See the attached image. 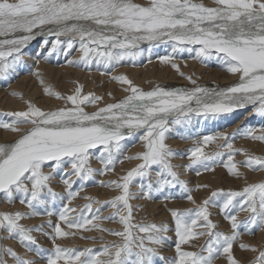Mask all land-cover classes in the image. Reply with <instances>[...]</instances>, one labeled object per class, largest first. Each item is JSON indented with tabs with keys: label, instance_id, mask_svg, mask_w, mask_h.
<instances>
[{
	"label": "snow or ice",
	"instance_id": "1",
	"mask_svg": "<svg viewBox=\"0 0 264 264\" xmlns=\"http://www.w3.org/2000/svg\"><path fill=\"white\" fill-rule=\"evenodd\" d=\"M213 2L215 7L194 0H148L147 4L135 0H0V36L14 37L0 39V79H7L15 71L22 62V47L37 33L45 34V30L46 35L56 38L52 42V51H65L67 55L78 45L80 58L68 61L77 67L83 65L87 68L95 64L109 68L123 61L134 62L143 55L141 44L147 42L149 45L171 46V55L159 57L164 63H170L178 53L188 52L194 53L192 58L202 63L215 57L227 66L230 73L239 74L238 83L223 89L196 85L188 76L186 79L195 85L191 89L157 86L149 91L135 86L126 76H117L113 79L128 85L124 91L130 94L120 102L107 104L94 112L86 111L84 105H94L101 97L91 93L82 96V89L77 88L73 95L65 98L46 87L47 94L66 99L72 106L44 111L29 102L26 111L8 114L13 118L10 122L0 121V128L20 134L11 143H0V193L8 203H13L19 194L20 203L31 210L29 213H0V231L8 234L7 237L0 236V241L16 239L27 252L39 256L44 250L32 233L50 236L53 250L46 257V264H157V261L161 264H214L220 256L226 257L227 264H241L233 253L241 227L232 212L234 199L240 197V210L250 212L248 219L242 222L245 230H264V182L247 185L241 192L225 194L220 209L231 224V235L215 231L217 225L210 219L212 197L220 193L213 192L196 208L170 209L177 237L176 256L172 259L160 255V248L169 239L166 233L170 229L166 224L131 223L130 199H151L155 192L179 186L182 190L180 197L165 196L164 199L183 198L196 203L191 195L193 189L180 179L181 173L171 163V159L178 155L165 142L171 126L190 124L194 117L216 118L249 106L254 115L264 119V0ZM62 36L72 38L62 41ZM75 37H79L78 41ZM44 43L47 44L48 40L45 39ZM43 58L48 59V56ZM171 66L179 71V65ZM22 125L30 127L25 129ZM255 131L249 126L231 134L205 135L189 150L191 163L182 167L213 171L226 155L228 164L224 166L230 174L239 176L237 165L232 163L233 157L246 154L247 159L241 162L243 166L264 170V157L234 148L232 143L237 136L264 142V134L256 135ZM138 132L145 150L125 159L141 163L122 177V183L100 182L101 186L120 189L122 194L103 203L84 197L89 203L73 219L69 218V213L76 209L67 204L58 213L59 221L65 222L70 229H86L93 220L116 221L118 218L124 225L123 231L100 230L119 236L122 243L106 244L99 250L62 247L56 243L57 239L75 233L64 231L60 223L53 225L49 221L53 231L46 233L43 225L26 227L19 222L32 216L55 214L49 210V205L59 196L50 186L55 175H61L66 199L70 203L95 174L104 175L114 170L117 163H122L120 154L125 150L122 142ZM218 140L224 141L219 147L227 152L206 154L203 146ZM93 157L102 168L91 167ZM66 165L71 166V171H65ZM45 167L49 169L47 172ZM152 171L155 172L154 183L150 179ZM73 176L76 180L72 179ZM135 177L142 181L149 178L146 184L141 183L142 195L139 197L129 191ZM77 182L80 184L78 189L74 188ZM197 187L207 188L208 185ZM94 203L101 207L93 209ZM41 207L45 211H38ZM103 207L116 211L101 217ZM124 209H127V215H121ZM92 226L99 228V225ZM196 228L203 231H194ZM202 236H207L208 240L199 251H186L181 247ZM240 247L258 252L252 264H264V250L252 245L242 244ZM6 257H11L14 264H36L35 260L0 243V264H8Z\"/></svg>",
	"mask_w": 264,
	"mask_h": 264
},
{
	"label": "rangeland",
	"instance_id": "2",
	"mask_svg": "<svg viewBox=\"0 0 264 264\" xmlns=\"http://www.w3.org/2000/svg\"><path fill=\"white\" fill-rule=\"evenodd\" d=\"M139 1V0H138ZM142 1L144 4H147L148 0H140ZM205 1V2H204ZM194 2H197V3H204L206 4V6L208 7H215V4H210V3H214L213 0H194ZM210 2V3H209ZM208 4V5H207ZM210 4V6H209ZM213 5V6H212ZM47 30H45L46 32ZM44 37V38H43ZM54 38V39H53ZM70 37L68 36H62L60 37V40H67L69 39ZM45 41V39L48 40V43L47 44H43V47L44 49L45 48H50L49 49V53L48 55L50 59L53 58L54 56V60L56 58L57 61H59V57L61 58H64V57H69L71 56L75 50L78 49V45H77V48L73 49V50H70V54H67L64 53L65 51H52V45L50 46V44L52 43V41H55V37L54 36H51V35H45V36H40L39 39H36L38 42L40 40H43ZM53 39V40H52ZM36 40H33L32 42H36ZM52 40V41H51ZM78 41V39H76ZM31 42V43H32ZM38 42L36 43L35 47H33L32 49V52H35L37 51L38 49ZM50 43V44H49ZM143 43L141 44V48L142 49H147L146 52H150L151 54H147L148 55V58H151L152 54H154L155 52H157L158 50L162 49V48H169V44H158V45H149V43ZM47 45V47H46ZM163 45V46H162ZM25 46V45H24ZM23 46V47H24ZM161 46V47H159ZM22 47V49H23ZM153 47L155 50H153ZM159 47V49H158ZM151 48V49H150ZM158 50H157V49ZM151 50V51H148V50ZM185 52H182V53H178L176 59H180V60H183L182 56ZM65 54V55H64ZM172 54V53H171ZM193 54V53H192ZM53 55V56H52ZM146 57V54L143 52V55L142 57ZM161 56V55H160ZM58 57V58H57ZM147 58V57H146ZM155 58V57H153ZM184 58H186V56H184ZM9 59V58H8ZM11 59V57H10ZM138 59H141V56L139 58H137L136 60L138 61ZM135 60V61H136ZM23 61H26L25 59L22 58V64L20 63L16 68L20 67L19 69L20 70H16L14 72H12L9 77L7 79H0V93L3 92V93H10V95H13V93H15V95L13 96H17L16 92H14V90H18V87L20 86V82L18 83V81H16L15 83H13V86H10L12 82H14L16 79L20 78V76H25L26 74H33L31 72H24L23 70L25 69L26 66V63L23 62ZM133 62V61H123L121 62V64H119L118 66H115V67H109L107 68V72H110L112 71V69H115V68H119L121 66H131L133 68L139 66V62L141 60H139L138 62ZM65 63V61H62V62H59L57 64H53V65H57V66H60V65H63ZM23 65V66H22ZM97 65L95 64H92L90 65L88 68L84 67L85 71H99L100 69H94ZM23 67V68H22ZM98 67H101V66H98ZM122 75V74H121ZM120 75V76H121ZM30 76L32 75H27L25 76V78H29ZM33 78V77H32ZM186 82V84H185ZM203 81L202 80H196V85H200ZM167 83V82H166ZM190 83V82H189ZM187 81H182L181 83L179 84H185V85H191V87H193L194 85L192 83L189 84ZM138 84H136L137 86ZM10 86V87H9ZM162 87V88H165L166 89V85L164 83H157V84H153L152 85V88L151 86H149L150 88L147 87V89H145L144 87L138 85V87L140 89H144L143 91H149V90H152L154 89L155 87ZM168 86V85H167ZM176 87H172V88H168V89H174ZM61 89L57 90L55 93H59L62 97L65 95L66 97L69 96L70 94H63L64 92H60ZM62 91V90H61ZM83 91V89H82ZM81 91V95H87L89 94L87 92L86 89H84V92L82 93ZM87 92V93H86ZM63 94V95H62ZM128 95L130 94L129 92L127 93ZM64 96V97H65ZM125 97L127 95H124ZM122 96L120 97L119 99L117 100H112V101H109V102H105L103 105L99 106L97 109L93 110V111H90V112H94L96 110H98L99 108H102V107H105L107 104H112V103H117V102H120L121 100H123L125 97ZM51 99L52 98H56L55 96L53 95H50ZM65 97V98H66ZM59 101H64V103L66 102V104L62 103L61 105L57 106V108L54 106L52 109L53 111L56 110V109H59V108H62V107H71L72 105L70 104V102H67V100H60ZM69 104V106H68ZM28 105V104H27ZM66 105V106H64ZM62 106V107H61ZM90 106L92 105H84L85 107V110L88 111V109L90 108ZM250 107V106H249ZM248 107V108H249ZM52 109H48L46 111H52ZM3 110L4 109H0V116L2 114L3 117L0 118V121H7V117L9 116L11 118V120L13 119L10 115H8L9 113L6 112V111H11V110H6L4 111L3 113ZM43 110V109H42ZM90 110V109H89ZM25 111V110H24ZM45 111V110H44ZM233 112H241L239 110H235ZM246 112V110L244 111ZM231 114V115H229ZM229 114H222L220 115V117H216V118H211L209 117L208 119H204V118H201V117H195L193 118L192 120V124H187V125H176L174 126L173 128H175L173 130L172 126L170 128V131L167 132L169 133V135L166 133V144L176 153H178V155L174 156L172 159H171V163L176 166V170L179 171L181 173L180 175V179L184 180L187 182L188 184V187L190 189H193V191L191 192V195L193 196V199L196 201L195 204L191 203L190 201L186 200V199H183V198H177V199H164L165 196H176V197H180L182 195V190L179 188V186H177L176 188H172V189H165L163 192H155L153 193V196L151 199H148V198H142V199H130L129 200V204L131 205L132 207V220H131V223L136 225V224H157V225H160V224H166L170 231L168 233H166V235L169 237V239L166 241V243L160 248V255L164 256V257H167L169 259H172V258H175L176 256V252H175V243H176V240H177V237L175 236V232H174V228H175V224H174V220L170 214V209H180V210H183V209H188V208H196L198 205L202 204V202L205 200V199H208L209 197L212 196V193L213 192H217V193H220L219 195L215 196V197H212V200L214 201V203L209 207V212L211 213V217L210 219L212 220V222L214 224L217 225V228L215 229V231H218V232H223V233H226L228 235H231L232 234V228H231V224L229 221H227L225 218H224V214L221 212V209H220V206L223 204L224 200L226 199V193H229V192H241L247 185H250V184H254V183H259V182H264V170H252V169H248V167L245 168V166L242 165V161H244L245 159H247V155L246 154H237L236 156L233 157V161L232 163H235L237 165V171L240 173L239 176H235V175H231L228 171V168L225 167L224 165L225 164H228V160H227V156L225 155V157L222 158V162L215 165L214 167V170L213 171H203L201 169H199L198 167H193V168H186V167H182L183 165L185 166L186 165H189L191 163V161H189L188 159V153H189V150L193 147H195L196 145H192L191 143L194 142V144L197 143V141L199 140H202V138L204 137V135H216L218 133H227V134H231L233 133L234 131H236L237 129H241L242 128H245V127H252L256 130L255 134L256 135H260L261 134H264L261 129L262 126L264 127V120L260 119V117L258 118V116H255L254 113L252 112V116H251V119L253 120V123L252 120L250 119L248 121L247 119V122H246V119L242 120L241 123H236L238 118H235L236 116H232L233 113H229ZM241 113H239V116H242ZM231 116V119L230 117ZM255 116V117H254ZM228 119H224V118H227ZM235 119H234V118ZM253 117V118H252ZM221 118L223 120H221ZM199 121H197V120ZM213 119L215 121H213ZM219 119V122H225L226 121H229V124H230V127H228V125L226 126H223V127H220L222 126L221 123L217 122ZM260 119V120H258ZM196 120V121H195ZM234 120V121H233ZM262 120V122H261ZM204 123H203V122ZM208 121V123H206ZM10 122V121H9ZM202 122V123H201ZM213 122V124H212ZM214 122H217L218 123V126H217V123H214ZM195 123V124H194ZM197 123V124H196ZM201 123V126H203L202 128L199 127V124ZM212 124V127L209 126V124ZM225 123H228V122H225ZM252 123V124H251ZM257 123V124H256ZM215 124V125H214ZM246 124H248L246 126ZM258 124H261V125H258ZM198 125V126H197ZM214 125V126H213ZM240 125V126H239ZM245 127H244V126ZM254 125V126H253ZM258 125V127L256 126ZM23 126H30V125H23ZM187 126V127H186ZM191 126V130H192V127L193 129L195 130H192V134H190V129L188 127ZM195 126V127H194ZM208 126V127H207ZM243 126V127H242ZM178 127V128H177ZM197 127H199L197 129ZM208 130H207V128ZM214 127V128H213ZM177 128V129H176ZM204 128V129H203ZM3 130V128H0ZM188 129V130H187ZM211 129V131H210ZM214 129V130H213ZM179 133H177L176 131ZM184 130V132H183ZM173 132V133H172ZM183 132V133H182ZM189 132V133H188ZM198 132V133H197ZM258 132V133H257ZM260 132V133H259ZM171 133V134H170ZM182 133V134H180ZM186 133V135H185ZM205 133V134H204ZM209 133V134H208ZM198 134V135H197ZM203 136H202V135ZM136 135L138 137H136ZM136 135L132 136V137H126L125 140L122 142L124 145H125V150L122 154H120V160H122V163H117L114 167V170L112 171H108V172H105L104 175H100V174H95L89 181H87L83 187V190L79 191V194L78 196L75 198V201L73 199V201H71L70 203L68 202V200L66 199V196H67V192H66V189H65V186L63 185L62 181H61V175L60 174H57L55 175V177L53 178V180L50 182V186L52 187V189L59 193V196L55 199V201L53 203H51L49 205V210L53 211L55 214L52 215V216H48V215H37V216H32L30 219H22L21 221H19L21 224L25 225L26 227H33V226H37V225H43L44 226V232L46 233H52L53 229L51 227H49V221H51V223L53 225H55L56 223H60L61 225V228L66 231V232H69V233H75V235H69L68 237L66 238H59L57 239L56 243L60 244L62 247H67V248H76V249H84V248H91V249H95V250H99L101 249L104 245L106 244H111V243H122V240L119 236H115V235H110L107 231H101L100 229H111L113 231H123L124 230V225L121 224L119 222V219L117 218L116 221H110V220H107V219H99V220H93L92 221V225H99V228H95L93 227L92 225H88L86 226V229H70L66 226L65 222L63 221H59L58 219V213L62 210L63 206L65 204L68 205L69 208H74L76 209L75 212H71L69 213V218L70 219H73L75 218L80 210L83 208L84 205H86L87 203H89V200H86L84 199V197H90V198H94L95 200H99L101 203L103 202H106V201H110L112 199H114L115 197L121 195V190L118 189V188H115L114 186H101V181L107 183L109 181H118V182H123L122 181V177L125 176L127 174L128 171H130L132 168L136 167L137 164L141 163V161H137V164L134 163L133 165L131 166H126L125 167V164H127L128 162H130L131 160H128V159H125V157H128V156H134L136 155L137 153H141L143 150H145L144 148V145H143V150L140 149V150H136L134 151V153L132 152L131 153V148L132 147H135L137 144H139V141L135 140V138H138L139 139V135H141V133H137ZM176 135H178L179 137H176ZM189 135V137H191L190 139H183L182 137H187ZM195 136V138L193 136ZM169 136V138L167 137ZM181 137V138H180ZM174 138V139H173ZM194 138V139H193ZM16 139H18L17 137L16 138H13V140H11V142L15 141ZM132 139L133 140V143L132 141L130 140ZM172 139V140H171ZM240 139V140H238ZM127 140V142H126ZM129 140L130 142L133 144H130V147H129ZM192 140V141H191ZM251 139H248V138H242L241 136H237L233 141L232 143L233 144V147L234 148H242L246 151V153H249V154H253V155H256V156H261V157H264V151H261L259 148H257L256 146H252V143L254 144L255 143H260L261 141H255V140H251ZM173 143H172V142ZM181 142V143H188L189 147H187L188 145H182V146H179L178 144L174 143V142ZM246 141V142H245ZM129 142V143H128ZM191 142V143H190ZM196 142V143H195ZM0 143H9V141L7 142H4L2 140H0ZM135 144V145H134ZM224 144V141L223 140H218V141H215L213 143H210L206 146H203L205 148H203L204 152L206 154H212L216 151H223V152H227V149H224V148H220L219 145H222ZM261 144H264V142H261ZM128 145V146H127ZM192 145V146H191ZM215 145V147H214ZM217 145V146H216ZM246 145V146H245ZM251 145V146H250ZM253 147V148H252ZM186 149L187 152H185L184 150ZM220 149V150H219ZM181 150V151H180ZM254 150V151H253ZM259 151V152H258ZM93 152H98V150H93ZM130 153V154H129ZM242 155V156H241ZM180 160H186L185 163L184 162H181L179 160H175L176 158H178ZM127 161V162H126ZM98 166H96L95 165ZM123 164V165H122ZM177 164H182V165H177ZM240 164V165H239ZM119 166V167H118ZM242 166V167H240ZM91 167L94 168V169H100L102 168L103 166L99 163V161L95 159V157H93L91 159ZM122 168L123 167V172L121 171L120 172V169L119 168ZM131 169H130V168ZM181 167L182 170L179 168ZM239 167V168H238ZM130 170H129V169ZM243 168V169H242ZM118 169V170H117ZM187 169V170H186ZM45 172H47L49 169L47 167H45ZM71 171V166L70 165H66L65 167V171ZM189 171H193V172H188ZM217 170H220L221 173L219 175V177L217 176V179L216 180V184L215 187L213 185V183H210V182H206L205 179H199L198 177H201L203 175H205V173L207 174H214L217 172ZM244 170H245V173H244ZM252 172H251V171ZM118 171V173H117ZM125 171V172H124ZM183 171H187L188 173H184ZM197 171H200V174L197 175ZM247 171V172H246ZM254 171H255V175H254ZM116 172V173H115ZM202 172V173H201ZM228 172V173H227ZM263 172V173H260ZM115 173V174H114ZM251 173V174H250ZM191 174V175H190ZM193 174V175H192ZM257 174V176H256ZM261 176H260V175ZM117 175V176H116ZM222 175V176H221ZM227 175V176H226ZM250 175V177H249ZM259 175V177H258ZM226 176V177H225ZM255 176V177H254ZM196 177V178H195ZM223 177V178H222ZM237 177H240V178H237ZM253 177V178H252ZM257 177V178H256ZM194 178V179H193ZM204 178V177H202ZM222 178V179H220ZM230 180H229V179ZM252 180H251V179ZM262 178V180L260 179ZM73 180H76V177L73 176L72 177ZM148 179L149 178H145L143 181L141 180V178L139 177H135L133 178L132 182L130 183L129 185V191L130 193H132L134 196H141L142 193H141V183H147L148 182ZM150 179L152 180V182L154 183L155 181V172L152 171L151 172V175H150ZM256 179V180H254ZM237 180V181H236ZM239 180V181H238ZM254 180V181H253ZM258 180H261V181H258ZM194 183H193V182ZM231 181V182H230ZM251 181V182H250ZM133 183V184H132ZM191 183H193L191 185ZM210 183V184H208ZM54 184V185H53ZM208 185L207 188H199L197 189L198 185ZM53 185V186H52ZM210 185V186H209ZM80 186L79 182H77L76 185H74V188L78 189ZM137 186V187H136ZM214 188H213V187ZM58 187V188H57ZM139 187V188H138ZM95 188V191H93ZM93 189V190H91ZM113 189H115L117 192H115ZM138 189L139 190V193H138ZM201 189V191H200ZM96 190H98V193L96 192ZM136 190V191H135ZM204 190V191H203ZM206 190V191H205ZM91 191V192H90ZM105 191H106V194H105ZM114 191V192H113ZM195 191V192H194ZM93 192V193H92ZM100 192H104L105 194V197L106 195H108L106 198H102V196L100 194ZM202 192V193H200ZM203 192L205 193H208V194H203ZM113 195H112V194ZM135 193V194H134ZM138 195H137V194ZM102 194V195H104ZM81 195V196H80ZM83 196V197H82ZM80 197V198H78ZM104 197V196H103ZM77 199V200H76ZM201 199V200H200ZM132 200V201H131ZM199 200V201H198ZM134 201V202H133ZM140 201V202H139ZM139 202V203H138ZM180 202V203H178ZM190 202V203H188ZM155 203V204H154ZM158 203V204H157ZM160 203V204H159ZM178 203V204H177ZM240 203H241V198L240 197H236L234 199V205H235V208L232 209V212L233 214H236L237 216V221L238 222H241V227L239 228V232H240V236L239 238L237 239L236 243H237V248H234L235 244L234 243V246H233V253L235 255V257L241 262V264H252V262L255 260L256 256L258 255V252H250L248 250H243L240 246L242 244L244 245H256L254 243H252L251 241L248 242L251 238V236L253 235H257V233L260 232L259 228H254L251 232L245 230V228L243 227V223L244 221H246L250 215V212L249 211H243V210H240ZM16 204V205H15ZM149 204V205H148ZM15 208H14V206ZM156 205V206H155ZM2 206V212H1V209H0V213H4V212H9V213H15V212H24V213H29L31 210L25 205V204H21L20 203V197H19V194H16L15 196V200L13 203H8L6 201V199L4 198V195L2 193H0V207ZM20 206V207H19ZM153 206V207H152ZM13 207V208H12ZM17 207V208H16ZM93 209H96V208H99L101 207L100 204H93L92 205ZM11 208V209H10ZM163 208V209H161ZM161 209V210H160ZM21 210V211H20ZM159 210V211H158ZM38 211L40 212H43L45 211V209L43 207L39 208ZM115 209L114 208H111V207H103L101 212H100V216L101 217H107L109 215H112L113 213H115ZM123 211H125L123 213ZM121 212V215H127V209L123 210ZM123 213V214H122ZM165 213V214H164ZM86 215H90V214H87ZM164 216V217H163ZM51 217V218H50ZM46 221H45V220ZM51 219V220H50ZM28 220V221H27ZM30 220V221H29ZM34 220V221H33ZM41 220V221H39ZM43 220V221H42ZM33 221V222H31ZM39 221V222H38ZM119 223V225H118ZM225 223V224H224ZM90 229V230H88ZM136 230H134V233H135ZM194 231H203V229L201 228H196L194 229ZM256 231V232H255ZM5 233V234H4ZM2 234H4L3 236L4 237H7V233L2 231ZM33 236L36 237L39 245L41 246V248L44 250L41 255H36L35 253H29L26 251V249L24 247H22L20 245V243L18 242V240L16 239H7L4 243V246L6 247H11L15 250L16 248V252L22 256H26V258L28 259H33L36 261L37 264H46V257L48 255L51 254L52 250H53V243H52V240L50 238V236H47V235H44L42 234L41 232H33L32 233ZM140 235H144L143 233H140ZM244 236V238L246 237L247 239L244 241H241L240 243L238 242L242 237ZM82 237H90L88 239L86 238H82ZM10 240V241H9ZM68 242H67V241ZM208 240V237L207 236H202V237H196V238H193L190 240V242L188 244H184L182 245L181 247L183 248V250H186V251H199L200 247L202 245H204V243ZM14 241V243H13ZM16 241V242H15ZM65 241V242H64ZM7 242H10V243H13L12 245H10L9 243ZM64 242V243H63ZM67 242V243H66ZM107 242V243H106ZM19 243V244H18ZM66 243V244H65ZM264 243V241L262 242ZM8 244V245H7ZM14 245V246H13ZM19 247H17V246ZM16 246V247H15ZM262 246V247H261ZM261 246H259V249L260 250H264V244H262ZM15 247V248H14ZM254 247H257L258 249V245L257 246H254ZM19 251H18V250ZM241 249V250H240ZM22 250V251H21ZM236 250V251H235ZM21 251V252H20ZM235 251V252H234ZM238 252V253H237ZM242 253V254H241ZM251 253L250 256H248L249 254ZM254 253V254H253ZM247 256H246V255ZM253 254V255H252ZM246 256V257H245ZM252 256V257H251ZM223 256H220L217 260H215L214 264H227V260L226 262H223L221 261L220 259L222 258ZM245 257V258H244ZM101 259H103V257H101ZM7 260H8V264H14V261L11 259V257H7ZM221 261V262H220ZM157 264H161L160 261H157Z\"/></svg>",
	"mask_w": 264,
	"mask_h": 264
},
{
	"label": "bare ground",
	"instance_id": "3",
	"mask_svg": "<svg viewBox=\"0 0 264 264\" xmlns=\"http://www.w3.org/2000/svg\"><path fill=\"white\" fill-rule=\"evenodd\" d=\"M200 1V0H199ZM209 1V0H208ZM135 2L137 3H141V4H144L142 1H138V0H135ZM205 2V1H204ZM210 3V2H209ZM210 4H214V3H210ZM209 4V6H210ZM206 5V4H205ZM208 5V4H207ZM213 6V5H212ZM47 32V31H46ZM46 32L45 34H40V33H37L36 35H34L33 39H31L24 47L23 49H21V53H22V58L25 59L26 61H23L26 63V66L25 69L23 70L24 72H31L33 74H26L25 76L27 75H32L30 76L29 78H25V76H20V78L16 79L14 82L11 83L10 86H13V83H15L16 81H18V83L20 82V86L18 87V90H14V92H16L17 96H13V95H10V93H3L1 92L0 93V109H4L3 110V113L4 111L6 110H11V111H6L8 112L9 114L10 113H14V112H18V111H26L27 110V107H28V103L31 102L33 105H35L36 107H39L43 110H48V109H52L54 106L57 108V106L61 105L62 103H64V101H59L58 98H52L50 97L49 94L46 93L45 91V88H49L52 90V92H56L57 90L61 89L60 92H64L63 94H70V95H73L76 91L77 88H81L83 89L82 93L84 92V89L87 90L88 93H91L97 97H101L102 99L100 100H97L95 102L94 105L90 106V110L88 109V112L90 111H93L95 109H97L99 106L103 105L105 102H109V101H112V100H117L119 99L120 97L124 96V95H128L127 93L128 92H125L124 89L126 87H128V85H125V84H122L120 83L119 81L113 79L114 77H117V76H126L128 79H130L133 84L136 86V84L144 87L145 89L150 88L149 86H151L152 88V85L153 84H157V83H164L166 85V89L168 88H172V87H176V88H188V89H191L193 87H195V85L193 87H191V85H183V84H179L181 83L182 81H187L188 83L190 82L188 79H186V77L188 76H191L193 80H202L203 82L200 84V86H204V87H208V88H228V87H231L233 85H235L236 83H238V79H239V74H233V73H230L228 70H227V66L222 64L218 59H216L215 57H213L212 59L202 63L200 62L198 59H193L192 56H194V53L193 54H189L188 52H185L182 56L183 60H180V59H176V57L174 59L171 60L170 63H164L162 62L159 57H162V56H165V55H171V46L169 48H162L160 50L159 46L158 47V51L155 52L154 54H152L151 58H148V55L147 54H151L150 52H146L147 49L144 50V53L146 54V57H142L141 56V59H138L141 60L139 63V66L133 68L131 66H121L119 68H115V69H112V71L110 72H107V68H104L103 66L101 67H98L96 66L94 69H100L99 71H85L84 69V66L81 65L79 67L77 66H73V65H70L68 63V61L70 60H78L81 56V52L77 49L74 51V53L69 56V57H64V58H61L59 57V61L53 59H50L48 55V53L50 52L49 49L50 48H45L43 47V44H44V39L43 40H40L39 42L36 40V39H39L40 36H45L46 35ZM47 36V35H46ZM70 37V36H68ZM5 38H9V39H12L14 38L12 35H9L8 37H3V36H0V39H5ZM44 38V37H43ZM72 38V37H70ZM54 39V38H53ZM52 39V40H53ZM75 39H79V37H75ZM33 40H36V42H32ZM51 40V41H52ZM63 41V40H62ZM32 42V43H31ZM38 42V49L37 51L35 52H32V49L33 47H35L36 43ZM54 42V41H52ZM145 43V42H144ZM50 44V43H49ZM143 44V43H142ZM147 44V43H146ZM52 45V43L50 44V46ZM166 45V44H164ZM163 46V45H162ZM5 47V50H7V46H4ZM47 47V45H46ZM77 48V47H76ZM151 49V48H150ZM51 50V49H50ZM153 50L154 47H153ZM149 51V50H148ZM151 51V50H150ZM65 53V52H64ZM65 55V54H64ZM161 55V56H160ZM44 56H48V59H44L43 57ZM177 56V54H176ZM184 56H186V58H184ZM155 57V58H153ZM179 57V56H177ZM58 58V57H57ZM10 59V57H9ZM62 61H65V63L63 65H60V66H57V65H53V64H57L59 62H62ZM137 61V60H136ZM135 61V62H136ZM137 61V62H138ZM22 64V62H21ZM172 64H177L179 65V71H177L176 69H174L171 65ZM23 66V65H22ZM20 67L16 68V70H20L19 69ZM23 68V67H22ZM88 68V67H87ZM183 73L184 75L182 76L180 73ZM37 73H39V75H37ZM33 77V78H32ZM2 81V79H1ZM43 81V83L41 82ZM167 82V83H166ZM191 83V82H190ZM189 83V84H190ZM137 85V86H138ZM168 85V86H167ZM198 85V84H197ZM9 86V87H10ZM174 88V89H176ZM144 90V89H143ZM86 92V93H87ZM62 94V95H63ZM65 96V95H64ZM63 96V97H64ZM66 97V96H65ZM125 97V96H124ZM62 100V99H60ZM66 100V99H64ZM68 102V101H67ZM66 104V102L64 103ZM63 105V104H62ZM66 106V105H64ZM69 106V104H68ZM60 107V106H59ZM62 107V106H61ZM57 110V109H56ZM239 111L242 112V116H239V113L241 112H232V116H236L235 118H238L237 122L236 123H241L242 120L246 119V122H247V119L248 121L251 119V114L253 112L252 108L249 107V108H245V109H238ZM246 110V112H244ZM53 111V109H52ZM87 111V110H86ZM231 115V114H229ZM256 116V115H255ZM254 116V117H255ZM3 117L2 114L0 116V118ZM220 117V116H219ZM230 119H231V116H229ZM195 118V117H194ZM234 118V117H233ZM234 118V119H235ZM253 118V117H252ZM259 118V117H258ZM208 119V118H207ZM224 119H228L227 118H224ZM261 119V118H260ZM258 119V120H260ZM197 120V119H196ZM195 120V121H196ZM209 120V119H208ZM221 120H223L221 118ZM252 120V119H251ZM264 120V119H262ZM261 120V122H262ZM7 121H11V118L8 116L7 117ZM194 121V120H193ZM199 121V120H197ZM210 121V120H209ZM213 121H215L213 119ZM234 121V120H233ZM203 122V121H202ZM201 122V123H202ZM219 122V119L218 121ZM217 122H214V123H217ZM225 122H228V123H225ZM225 122L221 121L219 123L222 124V126L220 127H223V126H226L228 125V127H230V124H229V121H226ZM250 122V121H249ZM253 122V120H252ZM193 123V122H192ZM191 123V124H192ZM201 123L199 124V127H203L201 126ZM204 123V122H203ZM208 123V121L206 122ZM255 123V122H253ZM195 124V123H194ZM197 124V123H196ZM213 124V122H212ZM212 124L210 123L209 126L212 127ZM252 124V123H251ZM257 124V123H256ZM215 125V124H214ZM213 125V126H214ZM248 124H246L247 126ZM258 125H261V124H258ZM258 125L256 127H258ZM264 125V124H263ZM182 126V125H181ZM198 126V125H197ZM217 126H218V123H217ZM218 126V127H219ZM240 126V125H239ZM244 126V125H243ZM242 126V127H243ZM254 126V125H253ZM23 128H28L30 126H21ZM174 126H172L173 128ZM187 127V126H186ZM195 127V126H194ZM197 127V129L199 128ZM205 127V126H204ZM208 127V126H207ZM206 127V128H207ZM245 127V126H244ZM252 127V125H251ZM178 128V127H177ZM176 128V129H177ZM190 129V134H192V130L193 127H192V130H191V126L188 127ZM214 128V127H213ZM259 128V127H258ZM261 128V127H260ZM259 128V129H260ZM262 128L264 129V127L262 126ZM175 128H173L174 130ZM200 129V128H199ZM204 129V128H203ZM241 129V127H240ZM188 130V129H187ZM208 130V128H207ZM214 130V129H213ZM262 130V129H261ZM176 131V130H175ZM195 131V130H194ZM209 131V130H208ZM211 131V129H210ZM177 132V131H176ZM184 132V130H183ZM182 132V133H183ZM188 132V133H189ZM192 132V133H191ZM256 132V131H255ZM173 133V132H172ZM178 133V132H177ZM180 133V134H182ZM198 133V132H197ZM258 133V132H257ZM260 133V132H259ZM262 133V132H261ZM260 133V135H261ZM264 133V132H263ZM169 135V133H167ZM171 134V133H170ZM179 134V133H178ZM205 134V133H204ZM209 134V133H208ZM19 133L17 132H12V131H8V130H3L0 129V140L4 141V142H7L9 141V143H11V140H13V138H18L19 137ZM183 135V134H182ZM186 135V133H185ZM198 135V134H197ZM202 135V134H201ZM211 135V133H210ZM193 136V135H192ZM203 136V135H202ZM205 136V135H204ZM136 137H138L136 135ZM169 138V136H167ZM176 137H179L178 135H176ZM189 137V135L187 136ZM195 138V136H193ZM181 138V137H180ZM193 138V139H194ZM243 138V137H242ZM129 139V137H128ZM174 139V138H173ZM196 139V138H195ZM244 139V138H243ZM133 143V140L130 139ZM129 140V142H130ZM135 140L139 141V144H137L135 147H132L131 149V153L134 151H138L140 149L143 150V145H144V141H142L140 139V135H139V139L138 138H135ZM172 140V139H171ZM240 140V139H238ZM192 141V140H191ZM251 141V140H250ZM127 142V140H126ZM128 142V143H129ZM172 142V141H171ZM246 142V141H245ZM131 142L129 143V147H130V144H132ZM173 143V142H172ZM176 144H180L179 146H182V145H188V143H181V142H174ZM191 143V142H190ZM196 143V142H195ZM193 146L196 145L193 143H191ZM234 144V143H233ZM133 145V144H132ZM135 145V144H134ZM191 145V146H192ZM128 146V145H127ZM217 146V145H216ZM246 146V145H245ZM251 146V145H250ZM252 146H256L257 148H259L261 151H264V144H261L260 143H255L254 144L252 143ZM189 147V145L187 146ZM215 147V145H214ZM205 148V147H203ZM253 148V147H252ZM220 150V149H219ZM144 151V150H143ZM142 151V152H143ZM181 151V150H180ZM185 152L186 149L184 150ZM254 151V150H253ZM259 152V151H258ZM130 154V153H129ZM264 154V153H263ZM242 156V155H241ZM175 160H179L181 162H184L187 161L186 158L185 160H180L179 157L176 158ZM97 161V160H96ZM138 161V160H137ZM190 161V160H189ZM127 162V161H126ZM134 163L137 164V162L135 160H131L130 162H128L127 164H125V167L126 166H131L133 165ZM96 165V163H95ZM123 165V164H122ZM177 165H182V164H177ZM240 165V164H239ZM97 166V165H96ZM184 166V165H183ZM186 166V164H185ZM98 167V166H97ZM119 167V166H118ZM242 167V166H240ZM130 168V167H129ZM128 168V169H129ZM181 170L182 168L179 167ZM193 168V167H192ZM239 168V167H238ZM246 168V167H245ZM120 169V172L123 170V167L119 168ZM122 169V170H121ZM131 169V168H130ZM129 169V170H130ZM188 169V168H187ZM186 169V170H187ZM243 169V168H242ZM249 169V168H248ZM118 170V169H117ZM194 170V168H193ZM68 171V170H67ZM240 171V170H238ZM251 171V170H250ZM259 171V170H258ZM123 172V171H122ZM125 172V171H124ZM184 173H188V172H193V171H189L188 172L186 171H183ZM242 172V170H241ZM240 172V173H241ZM247 172V171H246ZM252 172V171H251ZM116 173V172H115ZM114 173V174H115ZM118 173V171H117ZM202 173V172H201ZM221 171L220 170H217L216 173L214 174H207L205 173V175L201 176V177H198L200 180L201 179H205L206 182H210V183H213L216 184V180L217 179V176L219 177ZM228 173V172H227ZM244 173H245V170H244ZM260 173V172H259ZM263 173V172H261ZM260 173V174H261ZM251 174V173H250ZM259 174V175H260ZM191 175V174H190ZM193 175V174H192ZM232 175V174H231ZM254 175H255V171H254ZM258 175V177H259ZM117 176V175H116ZM222 176V175H221ZM227 176V175H226ZM225 176V177H226ZM257 176V174H256ZM261 176V175H260ZM204 177V178H202ZM250 177V175H249ZM255 177V176H254ZM196 178V177H195ZM223 178V177H222ZM220 178V179H222ZM237 178H240V177H237ZM253 178V177H252ZM257 178V177H256ZM194 179V178H193ZM229 179V178H228ZM251 179V178H250ZM262 180V178H260ZM230 180V179H229ZM252 180V179H251ZM256 180V179H254ZM253 180V181H254ZM261 180H258V181H261ZM237 181V180H236ZM239 181V180H238ZM193 182V181H192ZM231 182V181H230ZM251 182V181H250ZM194 183V182H193ZM191 183V185L193 184ZM208 183V184H210ZM133 184V183H132ZM54 185V184H53ZM52 185V186H53ZM205 185V184H204ZM210 186V185H209ZM137 187V186H136ZM213 187V186H212ZM215 187V185H214ZM213 187V188H214ZM58 188V187H57ZM139 188V187H138ZM94 189V190H93ZM91 190L95 191V188H93ZM199 189V188H197ZM115 192H117L115 189H113ZM138 190V189H136ZM135 190V191H136ZM113 191V192H114ZM201 191V189H200ZM204 191V190H203ZM206 191V190H205ZM91 192V191H90ZM96 192L98 193V190H96ZM195 192V191H194ZM93 193V192H92ZM138 193H139V190H138ZM202 193V192H200ZM104 192H100L99 196L101 195L102 198H106L108 195H106L105 197V194H106V191H105V194ZM112 194V193H111ZM114 194V193H113ZM112 194V195H113ZM135 194V193H134ZM137 194V193H136ZM203 194H208V193H204ZM138 195V194H137ZM81 196V195H80ZM104 196V197H103ZM83 197V196H82ZM80 198V197H78ZM77 200V199H76ZM135 200V199H134ZM187 200V199H186ZM201 200V199H200ZM73 201V200H72ZM75 201V199H74ZM132 201V200H131ZM199 201V200H198ZM134 202V201H133ZM136 202V200H135ZM140 202V201H139ZM138 202V203H139ZM137 203V202H136ZM180 203V202H178ZM177 203V204H178ZM190 203V202H188ZM155 204V203H154ZM158 204V203H157ZM160 204V203H159ZM16 205V204H15ZM149 205V204H148ZM14 206V205H13ZM156 206V205H155ZM20 207V206H19ZM153 207V206H152ZM13 208V207H12ZM15 208V206H14ZM17 208V207H16ZM1 209V212L2 210V206L0 207ZM11 209V208H10ZM163 209V208H161ZM160 209V210H161ZM125 210V209H124ZM21 211V210H20ZM159 211V210H158ZM125 211H123L124 213ZM122 213V214H123ZM165 214V213H164ZM164 217V216H163ZM51 218V217H50ZM45 220V219H44ZM51 220V219H50ZM59 220V219H58ZM28 221V220H27ZM30 221V220H29ZM34 221V220H33ZM31 221V222H33ZM41 221V220H39ZM38 221V222H39ZM43 221V220H42ZM46 221V220H45ZM225 224V223H224ZM119 225V223H118ZM260 230V229H259ZM256 232V231H255ZM5 234V233H4ZM4 234H2V231H0V236H3ZM8 235V234H7ZM4 237V236H3ZM248 242H252L256 245L254 246H257L258 245V249H259V246H261L263 241H264V230H260L259 233H257V235H253ZM247 238L244 236L238 241L239 243L241 241H245ZM7 239H4L2 241H0V243H5ZM10 241V240H9ZM67 241V240H66ZM69 241V240H68ZM67 241V242H68ZM16 242V241H15ZM65 242V241H64ZM63 242V243H64ZM66 242V243H67ZM9 243L10 245H12L14 243H10V242H7ZM65 243V244H66ZM107 243V242H106ZM236 243V242H235ZM19 244V243H18ZM8 245V244H7ZM251 245V244H250ZM253 245V244H252ZM14 246V245H13ZM17 246V245H16ZM15 246V247H16ZM234 246V245H233ZM14 247V248H15ZM18 247V246H17ZM262 247V246H261ZM19 248V247H18ZM234 248H237V243L235 244ZM257 248V247H256ZM16 250V248H15ZM18 250V249H17ZM20 250V249H19ZM18 250V251H19ZM241 250V249H240ZM22 251V250H21ZM20 251V252H21ZM236 251V250H235ZM234 251V252H235ZM250 251V250H248ZM251 253L253 251H250ZM238 253V252H237ZM251 253L248 255L250 256ZM256 253V252H255ZM242 254V253H241ZM254 254V253H253ZM252 254V255H253ZM236 255V254H235ZM246 255V254H245ZM247 256V255H246ZM245 256V257H246ZM244 257V258H245ZM252 257V256H251ZM7 259V257H6ZM221 261L223 262H226V257L223 256L221 259ZM8 261V260H7ZM220 261V262H221ZM37 264V263H36Z\"/></svg>",
	"mask_w": 264,
	"mask_h": 264
}]
</instances>
